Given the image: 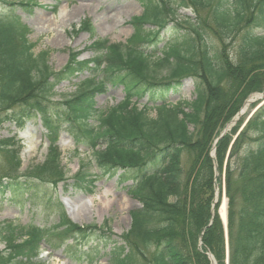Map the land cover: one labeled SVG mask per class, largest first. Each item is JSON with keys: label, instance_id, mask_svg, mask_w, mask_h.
Here are the masks:
<instances>
[{"label": "trees", "instance_id": "1", "mask_svg": "<svg viewBox=\"0 0 264 264\" xmlns=\"http://www.w3.org/2000/svg\"><path fill=\"white\" fill-rule=\"evenodd\" d=\"M139 1L144 13L132 19L126 45L97 40L85 50L92 58L80 60L82 52L71 51L60 72L49 66V51L35 52L26 26L0 18V126L22 129L40 117L49 141L45 162L20 172V142L0 140V196L26 197L57 221L43 228L8 224L0 264H38L42 241L58 248L50 238L107 240L110 264H211L208 254L226 264L227 244L229 264H264V104L241 131L245 118L217 141L249 96L264 91V0ZM185 9L194 16L174 24L178 32L166 39L161 56L144 51ZM82 29L91 31L87 23ZM82 75L72 96L53 100L57 86ZM187 78L194 80V99L167 104ZM109 85L121 87L125 98L102 111L97 98ZM146 97L154 106L139 110L134 100ZM152 109L156 117L149 116ZM62 132L72 138L76 156L81 147L92 151L99 174L81 164L68 176L57 147ZM100 176L116 177L141 205L121 240L108 227L72 222L55 194L70 181L93 194ZM222 177L227 237L218 214Z\"/></svg>", "mask_w": 264, "mask_h": 264}, {"label": "rangeland", "instance_id": "2", "mask_svg": "<svg viewBox=\"0 0 264 264\" xmlns=\"http://www.w3.org/2000/svg\"><path fill=\"white\" fill-rule=\"evenodd\" d=\"M20 1L22 0H13L14 3ZM33 2L35 3L33 6L24 8L13 4L7 5L0 1V18L5 20L12 17L19 18V22L29 29L31 41L36 43L35 52H50L48 62L55 72H60L67 66L71 51H83L80 56L81 60L92 58L94 53L85 51V49L96 40L127 44L134 34L132 19L144 13V5L139 0H33ZM193 16L190 9L178 10L177 15L169 19L170 29L167 31L165 29L160 33L156 44H145L150 46H144V51L153 54V58L161 56L166 39L178 32V27L174 24ZM40 18L49 20V23L46 24ZM85 22L91 24L90 32L81 31ZM146 28L152 29L151 26ZM77 31L78 33H75ZM83 79L85 75L60 84L56 88L54 100L63 101L72 96L77 89V84ZM194 94V80L187 78L183 80L181 91L169 94L166 103L192 101ZM124 98L125 94L121 87L109 86L104 94L98 96L97 108L102 111L108 110ZM247 101L250 103L246 109L243 108L241 116L246 120L256 109L253 104L259 106L264 103V96L263 94L251 95ZM148 102L147 97L142 98L137 106L142 109L143 105ZM149 116L156 117V112L152 109ZM12 138H16L22 145L20 157L23 167L21 172H25L32 165L45 162L48 143L46 130L39 118L28 122L22 130L9 122L3 124L0 127V139ZM57 145L62 153V164L68 171L69 177L79 171L81 164H89L90 172L95 175L99 174L92 161L91 151L81 147L79 148L80 155L76 156V146L68 134L62 132ZM4 164L1 163L2 166ZM1 174H3L2 170H0ZM222 180L224 181L223 187H225V177H222ZM216 188L218 189L215 201H219L221 194L219 185ZM224 193L222 192L223 196L218 210L222 221L220 208L224 199L227 200ZM55 194L71 220L73 219L70 215L78 221L76 222L78 225L83 227L90 225L108 227L118 240H121V236L131 227V212L140 207L139 203L128 195L124 185L119 184L116 177L100 176L95 193L92 195L77 191L72 186V181L69 184H59ZM226 212L228 213V208ZM213 213L215 214V207ZM10 223L19 227L40 226L43 228L50 227L57 221L53 216L48 217L46 213L41 212V209L32 206L26 201V197L17 195L12 198L11 194L7 193L6 196L0 197V253L7 251L3 237L7 233L4 229ZM50 240L52 243H57L58 248H51V243L42 241L39 255L35 259L38 264H110L108 256L104 254L109 250L107 240L98 241V243L95 240L70 239L59 242L53 238Z\"/></svg>", "mask_w": 264, "mask_h": 264}, {"label": "bare ground", "instance_id": "3", "mask_svg": "<svg viewBox=\"0 0 264 264\" xmlns=\"http://www.w3.org/2000/svg\"><path fill=\"white\" fill-rule=\"evenodd\" d=\"M41 17H42V16H41ZM41 19L44 20L46 24L49 23V20L44 19V18H40V20H41ZM249 103H250V102H247V103H246V106L244 107L245 109L248 107ZM226 209H227V207H226V199H224V202H223V204L221 205V208H220V213H221L222 218H223L224 221L226 220ZM69 215H70V214H69ZM70 217L73 219V221H75V222L78 223V221H77L75 218H73L72 215H70Z\"/></svg>", "mask_w": 264, "mask_h": 264}, {"label": "water", "instance_id": "4", "mask_svg": "<svg viewBox=\"0 0 264 264\" xmlns=\"http://www.w3.org/2000/svg\"><path fill=\"white\" fill-rule=\"evenodd\" d=\"M226 133V130L223 132L222 136ZM212 258V257H211Z\"/></svg>", "mask_w": 264, "mask_h": 264}]
</instances>
